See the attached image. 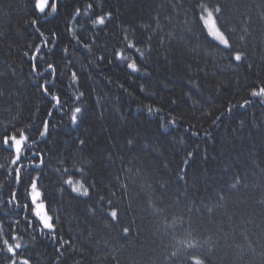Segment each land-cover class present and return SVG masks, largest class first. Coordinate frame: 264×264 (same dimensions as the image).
I'll return each instance as SVG.
<instances>
[{
    "label": "trees",
    "instance_id": "16d2710c",
    "mask_svg": "<svg viewBox=\"0 0 264 264\" xmlns=\"http://www.w3.org/2000/svg\"><path fill=\"white\" fill-rule=\"evenodd\" d=\"M88 3L98 15L111 12L102 31L70 18L76 6L85 9ZM61 4L59 14L40 19L41 37L28 22L31 0H0V143L6 130L10 136L28 135V125L47 118L48 97L31 71L36 63L31 58L37 47L48 52L52 45L45 48L44 41L52 33L54 55H45L38 71L47 68L45 61L63 69L71 57L76 68L69 67L59 84L71 71L90 77L84 89H68L72 96L86 91L89 115L71 125L56 113L44 142L35 135L32 151L39 149L51 161L41 184L51 201L49 214L57 218V240L41 233L40 225L30 226L26 217L31 220L34 213L17 207L25 202L24 191L12 179V169H23L27 184L31 154L22 149L20 155L29 159L14 164V150L0 148V264H22V259L30 264H264V103L249 94L252 87H264V0ZM205 9L214 11L227 47L207 34L200 18ZM129 43L135 48L125 51L128 60H113V48L125 50ZM136 48L150 53L142 63ZM237 53L243 57L239 62L233 59ZM102 55L107 59L100 62ZM132 62L149 76L127 69ZM97 86L105 96L102 114L92 91ZM245 99L252 102L239 107ZM148 106L161 111L149 114ZM80 139L86 141L82 152ZM65 159L69 163L61 164ZM74 163L90 166V182L96 185L90 198L62 196L58 190L56 170ZM13 190L16 200L5 203ZM111 208L118 211L117 223L105 215ZM59 236L71 239L73 247L60 248Z\"/></svg>",
    "mask_w": 264,
    "mask_h": 264
},
{
    "label": "snow or ice",
    "instance_id": "6c2138e0",
    "mask_svg": "<svg viewBox=\"0 0 264 264\" xmlns=\"http://www.w3.org/2000/svg\"><path fill=\"white\" fill-rule=\"evenodd\" d=\"M32 3V12H33V18L28 21L34 28L35 31L39 33L41 37H44L45 33L41 31V28L38 26L40 19H48L50 16H55L59 14L61 8L63 5L61 4V0H31ZM83 3V0H81V4ZM111 12H105L103 14H97L95 12L93 3H88L85 9H82L81 6H76L73 9V13L71 15V19L75 20L77 23L80 22L81 19H85L86 23L90 22L92 26L96 27L98 30L102 31L103 28L107 27V22L111 20ZM72 29L66 25V32H71ZM73 39H76L77 46L80 45L79 39L75 37V35L72 37ZM51 43L52 47L48 49V52H43L41 48L37 47L36 52L37 56L32 57V60H35L36 63L31 64V71L36 74L37 77H39L42 80V83L40 84V88L42 90V94L45 97H48L47 103L50 106L49 110L47 111L46 115L47 118L39 121V123H36L33 121L30 125H28L27 131L29 134L25 135L24 131L16 132L15 135H9L8 131L6 130L3 137H2V143H0V148H2L5 151L12 152L13 147L15 150V153L17 154L16 160L13 161L14 164L19 163L22 160L29 159L28 155L21 156L20 153L23 149L25 153L31 154V160L34 163V166L28 170L27 176V184H25V181L23 177L20 175V173L23 171L21 168H14L12 169V179L17 183L18 187H22L24 191V200L25 202L22 205H17L18 208H23L25 212L31 214L33 211L35 213V210L37 206L43 209L46 222L45 220H42L39 218L38 214H34L31 220H28L26 217V222L30 226L34 225H40V231L41 233L45 235H49L52 240H57L58 233H57V226L55 223V219L52 215L49 214V212L52 211L51 201L49 200L47 187L45 185L41 184L42 174L44 169H46L49 164L51 163L50 160L46 161L44 159L43 153L37 149V151L33 152V148L37 146L38 142L35 139V135H39L41 137V141L39 143L44 142V140L50 135L49 125L50 121L53 120L54 115L56 113H60V119L63 120V117H68V122L71 125H78L86 115H89V103L87 100V95L85 90H80L78 95L72 96L69 94L68 89L79 87L80 89L85 88V84L87 83L88 79L90 77L85 76L83 71H81L79 74L77 71H71L70 73V79H65L64 85L59 84L60 76L67 71V69L70 68H76V63L71 60V57H68L69 64L65 66V68L61 69L59 64H54L52 62H47V68L40 72L38 71V64L40 60H43L45 55L52 54L54 55V49L57 45L56 40V33L51 34V40L45 39L44 46L45 48L48 47V44ZM29 47H32L30 44ZM83 48L87 50L86 54L91 55L92 54V48L89 46V44L85 43L83 44ZM135 48V45L132 43H129L126 45L125 50L117 51L115 48L112 50V58L113 60L120 61V62H126L128 60V56L125 54L126 50H132ZM63 54H67V47L61 49ZM136 52L139 53V59L141 60V63L147 58V56L150 53H144L140 51L139 48H136ZM25 55L27 56L28 53L25 52ZM107 57L102 55L99 57V61L103 62L106 60ZM234 60L239 62L241 59H243L242 55L237 53L233 57ZM112 61H109L111 63ZM127 69H130L132 73H135L137 75L147 77L149 76V73L146 71V68L143 72H141L140 67L136 62L127 63L126 64ZM48 77H51L49 79ZM111 83V81H108ZM117 86L124 91V93H128V89L124 87V84L117 83ZM61 87H63L65 90L63 92L60 91ZM140 91L143 93L145 92L146 85L141 84L139 86ZM59 93V94H52L53 91ZM92 91L95 93L98 99L96 101V107L100 109L101 114L103 111V100L105 98L104 92L99 89V86L96 88H93ZM250 96L253 98H260L261 102L264 103V87H260L257 89L256 87H252L250 90ZM175 101H173L174 103ZM252 101L245 99L243 103L239 104V107L243 108ZM235 107V105L233 106ZM231 108L228 109L229 112H231ZM39 112V109L36 110ZM147 111L149 114H153L154 112H159L161 109L154 108L153 106H148ZM220 120V117H216V120L213 121L215 124L217 121ZM172 124H175V120L171 121ZM243 124V122H241ZM14 131V130H13ZM206 135H208L206 133ZM17 136L19 138L17 139ZM31 140V143H28V141ZM16 141H19V147L16 146ZM14 142V144H13ZM78 144L80 146V151H84V146L86 145V141L83 139H80L78 141ZM128 144L132 145L133 140L129 139ZM188 156L191 157L192 153H188ZM39 161L38 163H35L36 161ZM61 164H68L69 161L67 159L60 161ZM187 163V161H185ZM58 175V181L57 186L58 190L60 191L61 195L63 196V193L70 192L71 194H74L73 198H90L91 196V190L96 187L95 182H90V166L85 167L83 165L77 166V164H72L71 167H60L56 170ZM35 172L37 175L35 178H33L32 173ZM80 177L79 179H74V177ZM10 187V185H9ZM12 199L7 200L5 203L12 204L14 200L17 198L16 191L13 190L11 193ZM35 197V198H34ZM99 204L103 205L104 203V197L101 196L98 201ZM108 204L111 206L112 202L109 200ZM91 210V209H90ZM105 215L113 222H118V211L114 208H111L110 211H106ZM38 218V219H36ZM35 229V227H33ZM129 229L124 228L123 232L128 233ZM59 244L60 248H64L65 245L69 247H73L71 239H64L63 236H59ZM17 248L20 247L19 244L16 246ZM60 248L57 249V253L60 254ZM14 255V253H13ZM22 264H30L29 259H22ZM11 264H16L15 260L11 261Z\"/></svg>",
    "mask_w": 264,
    "mask_h": 264
},
{
    "label": "rangeland",
    "instance_id": "374dc122",
    "mask_svg": "<svg viewBox=\"0 0 264 264\" xmlns=\"http://www.w3.org/2000/svg\"><path fill=\"white\" fill-rule=\"evenodd\" d=\"M200 18H201L202 24H203L207 34L214 41L219 43L220 45L227 47L228 42H227L225 36L220 32V30L216 26L215 18H214V11L211 9H205L201 13ZM18 138L19 137H17V139ZM15 143H16V146L19 147V141H16ZM13 144H14V142H13ZM13 150H14V147H13ZM16 156H17V154L15 153V150H14V160H16ZM33 213H34V211H33ZM34 214H38L39 218L42 220H45V222H46V217H45L44 211L39 206H37Z\"/></svg>",
    "mask_w": 264,
    "mask_h": 264
}]
</instances>
